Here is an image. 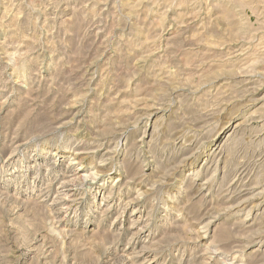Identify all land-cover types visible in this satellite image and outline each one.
Returning <instances> with one entry per match:
<instances>
[{
    "label": "rangeland",
    "instance_id": "obj_1",
    "mask_svg": "<svg viewBox=\"0 0 264 264\" xmlns=\"http://www.w3.org/2000/svg\"><path fill=\"white\" fill-rule=\"evenodd\" d=\"M0 264H264V0H0Z\"/></svg>",
    "mask_w": 264,
    "mask_h": 264
},
{
    "label": "bare ground",
    "instance_id": "obj_2",
    "mask_svg": "<svg viewBox=\"0 0 264 264\" xmlns=\"http://www.w3.org/2000/svg\"><path fill=\"white\" fill-rule=\"evenodd\" d=\"M257 179V178H256Z\"/></svg>",
    "mask_w": 264,
    "mask_h": 264
}]
</instances>
